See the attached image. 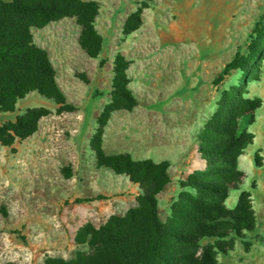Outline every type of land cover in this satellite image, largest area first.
<instances>
[{
	"label": "rangeland",
	"instance_id": "obj_1",
	"mask_svg": "<svg viewBox=\"0 0 264 264\" xmlns=\"http://www.w3.org/2000/svg\"><path fill=\"white\" fill-rule=\"evenodd\" d=\"M82 1L99 5L95 29L102 50L97 59L81 50L74 19L31 29L74 111L57 113L53 100L33 92L16 103L13 113H0V124L13 123L28 110L50 113L31 136L11 147L0 144V211L6 212L0 214V264L73 261L78 252L89 251L75 243L79 228L91 224L98 229L110 217L137 208L139 187L98 168L90 148L97 119L111 103L117 54L130 63L128 89L137 105L111 115L103 136L105 154L127 152L135 161L170 163L157 212L162 224L173 220L179 233L188 232L196 215L186 198L205 207L217 204L183 185L194 173L208 170L198 136L218 110L222 92L237 87L245 74L236 71L215 81L237 53L246 54L264 0H154L143 11L141 27L126 38L127 18L147 0ZM246 91L261 101V108L239 122L254 141L238 160L245 178L224 206L232 210L240 192H249L255 227L241 238L233 236L232 250L218 254V264H264V64L259 80L249 81Z\"/></svg>",
	"mask_w": 264,
	"mask_h": 264
},
{
	"label": "trees",
	"instance_id": "obj_2",
	"mask_svg": "<svg viewBox=\"0 0 264 264\" xmlns=\"http://www.w3.org/2000/svg\"><path fill=\"white\" fill-rule=\"evenodd\" d=\"M154 0H147L131 14L123 28L129 37L142 25L143 11ZM99 5L82 0H0V113L11 114L19 100L30 93L53 100L57 113L73 112L56 83L55 70L46 51L33 42L32 28H42L62 19H74L80 29L78 44L83 52L97 59L102 38L95 29ZM264 64V12L248 37L246 54L237 53L219 75V84L231 73L244 72L237 87L221 94L218 110L198 136V152L209 162L208 170L194 173L184 183L199 197L208 195L217 204L205 207L199 200L186 198L195 212L187 233L177 231L174 221L167 225L158 218L157 196L169 183L170 163L151 160L135 161L127 153L108 156L103 150V136L111 115L131 111L137 101L128 89L130 63L117 54L113 61L111 103L97 119V129L90 141L98 168L126 176L137 185V208L124 217H110L96 229L91 224L79 228L75 235L78 246L86 245L88 253L76 254L73 261L48 259L45 264H218L217 255L233 248L234 237L241 238L255 227L251 195L241 191L232 210L225 206L229 192L237 189L245 178L238 160L250 146L254 136L242 131L239 122L261 108V101L247 96L246 85L259 80ZM102 66L103 63H100ZM44 109L26 111L13 123L0 124V144L11 147L37 131L41 119L49 116ZM260 167V163H256ZM88 200L87 202H91ZM0 214L6 216L4 209ZM207 241L206 244H203Z\"/></svg>",
	"mask_w": 264,
	"mask_h": 264
},
{
	"label": "crops",
	"instance_id": "obj_3",
	"mask_svg": "<svg viewBox=\"0 0 264 264\" xmlns=\"http://www.w3.org/2000/svg\"><path fill=\"white\" fill-rule=\"evenodd\" d=\"M123 153H127V152H123ZM118 154H122V153L111 154L110 156H114V155H118ZM128 154H130V153H128Z\"/></svg>",
	"mask_w": 264,
	"mask_h": 264
}]
</instances>
